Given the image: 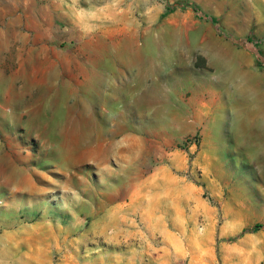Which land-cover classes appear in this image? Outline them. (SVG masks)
Instances as JSON below:
<instances>
[{
  "label": "rangeland",
  "instance_id": "1",
  "mask_svg": "<svg viewBox=\"0 0 264 264\" xmlns=\"http://www.w3.org/2000/svg\"><path fill=\"white\" fill-rule=\"evenodd\" d=\"M0 264H264V0H0Z\"/></svg>",
  "mask_w": 264,
  "mask_h": 264
},
{
  "label": "trees",
  "instance_id": "2",
  "mask_svg": "<svg viewBox=\"0 0 264 264\" xmlns=\"http://www.w3.org/2000/svg\"><path fill=\"white\" fill-rule=\"evenodd\" d=\"M191 7H192L193 9L195 8L194 5H191ZM257 227H259V226L256 225L255 228H257Z\"/></svg>",
  "mask_w": 264,
  "mask_h": 264
}]
</instances>
